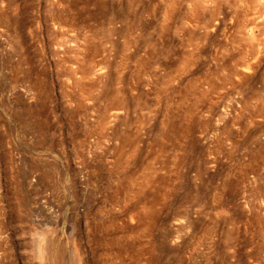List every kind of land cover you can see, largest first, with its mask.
<instances>
[{"label": "rangeland", "instance_id": "rangeland-1", "mask_svg": "<svg viewBox=\"0 0 264 264\" xmlns=\"http://www.w3.org/2000/svg\"><path fill=\"white\" fill-rule=\"evenodd\" d=\"M0 264H264V0H0Z\"/></svg>", "mask_w": 264, "mask_h": 264}, {"label": "bare ground", "instance_id": "bare-ground-1", "mask_svg": "<svg viewBox=\"0 0 264 264\" xmlns=\"http://www.w3.org/2000/svg\"><path fill=\"white\" fill-rule=\"evenodd\" d=\"M40 258H41V257H40ZM39 260H40V259H39ZM41 260H42V258H41ZM41 260H40V261H41ZM41 263H42V262H41Z\"/></svg>", "mask_w": 264, "mask_h": 264}]
</instances>
